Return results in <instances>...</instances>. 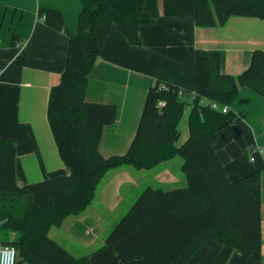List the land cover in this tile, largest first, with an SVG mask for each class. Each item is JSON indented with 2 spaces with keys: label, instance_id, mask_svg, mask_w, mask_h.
Here are the masks:
<instances>
[{
  "label": "trees",
  "instance_id": "obj_1",
  "mask_svg": "<svg viewBox=\"0 0 264 264\" xmlns=\"http://www.w3.org/2000/svg\"><path fill=\"white\" fill-rule=\"evenodd\" d=\"M145 2L82 0L73 33L62 11L39 10V18L69 37L67 67L51 89L48 120L70 174L19 186L17 146L0 138V249L14 246L19 262L187 264L215 240L264 263V170L232 181L214 147L219 132L240 120L231 106L241 87L264 98V50H255L251 64L234 76L222 72L220 52L197 49L194 92L157 80L129 150L111 157L100 152L103 130L117 121L118 111L87 100L90 76L114 25L140 45L141 26L153 22ZM162 9L166 17H193L201 27L223 26L232 16L264 18V0H162ZM187 110L189 136L178 145ZM176 156L183 160L187 186H147L97 250L77 257L49 236L53 227L86 212L110 171L152 169Z\"/></svg>",
  "mask_w": 264,
  "mask_h": 264
},
{
  "label": "crops",
  "instance_id": "obj_2",
  "mask_svg": "<svg viewBox=\"0 0 264 264\" xmlns=\"http://www.w3.org/2000/svg\"><path fill=\"white\" fill-rule=\"evenodd\" d=\"M0 3V138L17 146L18 185L69 175L48 120L51 89L60 83L67 67L69 37L49 27L39 18V10L62 11L66 28L73 33L78 28L82 0ZM145 11L153 22L141 26L140 45H134L121 27L114 25L90 76L87 100L115 105L118 111L117 121L105 127L101 137L99 149L105 157L129 150L148 91L157 80L194 92L197 49L220 52L222 72L234 76L251 64L255 50L264 49V18L232 16L223 26L201 27L193 17H166L162 0H146ZM231 109L240 120L219 132L214 147L234 181L264 170V98L241 87ZM123 180L117 176L102 190L98 204L95 199L86 212L65 220V239L76 245H104L109 229L120 219L118 215L110 221V213L124 203ZM177 185L171 181L164 189ZM210 260L216 264H264L215 240L207 241L187 264H209Z\"/></svg>",
  "mask_w": 264,
  "mask_h": 264
},
{
  "label": "rangeland",
  "instance_id": "obj_3",
  "mask_svg": "<svg viewBox=\"0 0 264 264\" xmlns=\"http://www.w3.org/2000/svg\"><path fill=\"white\" fill-rule=\"evenodd\" d=\"M136 46H139V45H136ZM259 50H264V49H259ZM188 117H189V110L185 112V115L179 124L181 138L177 142L178 145L183 144L189 136ZM250 156L256 157V153H250ZM182 165H183L182 158H180L179 156H176L168 161H165L157 165L156 167L152 169L137 168L133 165H130L118 171L113 170L115 172L110 171L97 188V194L95 198L96 202L98 204V201H99L98 198L101 195V192L102 190H104V188L108 187V185L112 183L113 180L117 178V176L123 177L125 179L123 180L125 185L121 187V194L124 196V203L119 207V209H116L115 211L110 213V215L112 214L110 221L113 219V216H118V215L120 216V219H119L120 221L121 218L129 212L136 198L140 195V193L147 186L164 189L166 188L167 184L173 181V182H177L178 184L177 188L186 187L187 181L182 171ZM233 180H236V179H233ZM130 187H132L133 189H131ZM172 189H169V190H172ZM164 190H168V189H164ZM131 199L133 200L132 201L133 203H131L132 205H130L129 209H126L127 203H129V200ZM114 226L109 229V233L112 231ZM65 229L66 228L62 226L53 227L49 233V236L52 238H56L54 240H56L59 244L65 247L74 256L82 257L85 255H88L92 253L94 250H97L98 248H100L102 246L101 244H103L100 242L84 243V244H79V245L73 244L71 239H65ZM233 249H236V248H233ZM18 264H29V263L21 262L20 260ZM209 264H216V262L214 260H210Z\"/></svg>",
  "mask_w": 264,
  "mask_h": 264
},
{
  "label": "built area",
  "instance_id": "obj_4",
  "mask_svg": "<svg viewBox=\"0 0 264 264\" xmlns=\"http://www.w3.org/2000/svg\"><path fill=\"white\" fill-rule=\"evenodd\" d=\"M159 105H163V103H159ZM213 108H217L218 105L216 103L212 104ZM226 112L227 109H224ZM19 262V252L18 250L11 245H3L0 249V264H18Z\"/></svg>",
  "mask_w": 264,
  "mask_h": 264
},
{
  "label": "clouds",
  "instance_id": "obj_5",
  "mask_svg": "<svg viewBox=\"0 0 264 264\" xmlns=\"http://www.w3.org/2000/svg\"><path fill=\"white\" fill-rule=\"evenodd\" d=\"M250 162H253V161H250Z\"/></svg>",
  "mask_w": 264,
  "mask_h": 264
}]
</instances>
